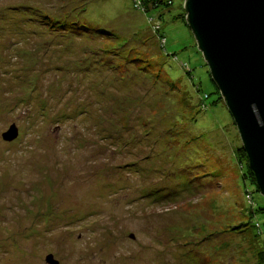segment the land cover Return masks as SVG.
Segmentation results:
<instances>
[{
    "label": "rangeland",
    "instance_id": "1",
    "mask_svg": "<svg viewBox=\"0 0 264 264\" xmlns=\"http://www.w3.org/2000/svg\"><path fill=\"white\" fill-rule=\"evenodd\" d=\"M164 1L150 23L134 0H0V264H264V195L185 0ZM85 4L101 31L150 39L139 66L27 14L64 24Z\"/></svg>",
    "mask_w": 264,
    "mask_h": 264
},
{
    "label": "water",
    "instance_id": "2",
    "mask_svg": "<svg viewBox=\"0 0 264 264\" xmlns=\"http://www.w3.org/2000/svg\"><path fill=\"white\" fill-rule=\"evenodd\" d=\"M188 24L235 119L264 195V0H185ZM12 128L3 135L12 142ZM48 264H59L53 255Z\"/></svg>",
    "mask_w": 264,
    "mask_h": 264
},
{
    "label": "trees",
    "instance_id": "3",
    "mask_svg": "<svg viewBox=\"0 0 264 264\" xmlns=\"http://www.w3.org/2000/svg\"><path fill=\"white\" fill-rule=\"evenodd\" d=\"M185 4H186V2H185ZM85 5L86 6L82 10V12L85 13V15L82 16L83 19L80 17L76 18V20H72L71 17H69L70 19L65 18L64 24L59 23V20H58L59 18L53 19L51 16H48V15L44 16V14H42L43 12L41 10L38 11V10H31L32 8L31 9L27 8V10H28L27 14H28L29 19H32L33 21H38L40 23H44V26L49 27V28H53L52 30H57V32L60 31L59 29H62V31L64 30L66 34L73 35L76 37L83 35V36L89 37V38H95V39H99V40L101 39L102 41H106L105 43H107V44L108 43L115 44L114 46H112V48H111L112 50H110L111 51L110 54H113V55L118 54L119 58H120V56H122V57L124 56V58L126 59L127 62L132 63L133 65L135 64V65L139 66V59H140L139 54L140 53L138 51L142 52V50L139 49L138 47L140 46V44L142 46H144L148 42L151 46H153L150 39L145 40L144 43L142 40L141 41L142 43H140V44L131 45V41H133L135 39H136V41L141 40L142 39L141 37L144 34H137L134 38L125 41L124 39H128V38H126V36H125L126 34L124 32H123V36H122L121 33H118L119 31H116L114 29H108L107 31L106 30L101 31L100 28H97V27L92 25L94 20L88 16V13H87L88 4H85ZM134 5H135V8L138 9L140 12L145 13L147 15L151 14L149 16L150 17L149 21H150V23H153L154 21H156V19H158V20L163 19L164 18L163 14L165 11H171V7L173 6V2L169 1L168 3H165L164 0H134ZM183 11H184V14L182 15V18L188 24V13H187V10L185 8V5L183 6ZM153 32L156 34L155 37L156 38L158 37V40H159L160 45H161V49L164 50L166 48V42H167L166 38L164 36H162L160 34V32L157 31V29L153 28ZM118 45L120 46V48H116ZM146 46H148V45H146ZM199 50H200V48H199ZM200 52L202 53V55L204 57L203 52L201 50H200ZM204 59H205V57H204ZM148 68H149V65H148ZM148 68H147V66L144 67V70H141L140 73H143L144 71H149V70H147ZM184 69L189 70L187 66H184ZM190 72L191 71H189L187 73L190 75ZM210 73H211V71H210ZM155 76H156L155 79H157V80L154 79V82L156 83L159 80V78H161V75L156 74ZM195 88H196L197 92L199 93L200 88L198 86ZM218 94L220 96V101L226 102L219 89H218ZM209 98L210 97L207 95L204 96L203 98H201L202 110L207 109L206 100H208ZM230 115H231V117L235 123V119L232 116L231 112H230ZM235 125H236V123H235ZM236 127H237V125H236ZM172 130L173 129H171V131ZM180 134L181 133L173 130L171 133V139L170 140L171 141L173 140L174 143H176L175 141H177L179 143L180 141H178V139L180 137L178 138V136ZM180 136H182V135H180ZM193 141L194 140H188L187 145L191 144ZM237 151H238L237 153H239L240 163H243V160H245L248 163V177L253 181L254 185L257 186L259 192L262 194V192L260 191V189L257 185L255 175L252 172V170L250 169V160H249V157H248L246 150L244 149V146L242 145L241 147H239L237 149ZM248 177L245 176V179ZM247 196L250 199V201L252 202V206H253V208H252L253 213L252 214L256 216L257 210H255V208H254L256 203L254 201L253 194L248 192ZM259 212L264 214V208H260ZM256 226L259 227L260 232L262 234V232H263L262 226L259 223H257ZM261 260L264 263V255L263 254H261Z\"/></svg>",
    "mask_w": 264,
    "mask_h": 264
}]
</instances>
